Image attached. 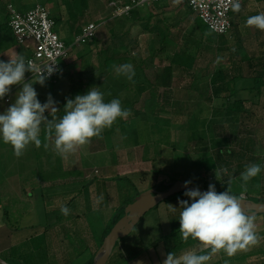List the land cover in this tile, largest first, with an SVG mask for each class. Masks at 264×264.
Instances as JSON below:
<instances>
[{
  "label": "crops",
  "instance_id": "crops-1",
  "mask_svg": "<svg viewBox=\"0 0 264 264\" xmlns=\"http://www.w3.org/2000/svg\"><path fill=\"white\" fill-rule=\"evenodd\" d=\"M89 1L87 2L88 5ZM118 1H122L121 4L126 6L132 0H109L106 7L109 9L114 2ZM36 4L39 3H33V1L29 3V0H0V59L7 61L9 58H16L18 54L27 59L31 55V52L18 45L11 33L8 25V8L12 6L20 12H27L35 8ZM68 7L65 3V10H62V13L60 10L57 17L52 15L53 18L56 17V19L64 21L67 12H69ZM148 7L145 10H141V8L138 10L140 18L136 23H143L142 34L134 36L133 41L129 40V43L131 45L133 43V49H136L141 44L142 39L148 40L151 36L158 37L159 52L157 50L153 54L155 57L159 54V57L163 56L161 58L166 59L164 65L155 68V75L160 68L169 66L173 56L179 52L178 50H175L174 53L170 52L169 49L172 46L176 47L180 41H188L186 37L193 38L192 32L190 35L186 30L191 28L192 25H195L198 30L199 28L197 17L191 14L187 0H159V2L152 3ZM148 9L150 11L141 16L142 12ZM112 13L113 16L107 20L97 19L93 22L90 21V23L97 24L100 31L111 20L123 16L124 18L129 17L125 14L116 15L115 10ZM259 13H264V0H246L241 4L239 12L232 11V28L227 34L218 36L208 32V34H212V40L217 43L216 47L221 48V54L219 53L218 57H221L219 60L223 59V63L219 64L218 57L214 58V62H217L215 67L211 69L207 67L204 71L203 76L209 77L210 81L208 86L206 84V103L210 104L209 106L212 105V107L206 113L205 111L199 112L198 116L205 113L209 122L222 119L229 124L241 123L237 138H232L229 129L224 128V130L226 129L224 139L225 137L226 139L222 142L223 147L216 146L215 158L218 161L215 158H210L217 164L216 169L231 170V163L237 164L238 171L232 174L233 178L240 177V173L245 171L248 165H264V156L260 158L248 156V153L251 154L255 149L259 150L264 145V30L246 24L248 17ZM153 20L157 21L158 26H151ZM147 22L149 23L148 27ZM182 26H185V28ZM186 26L188 27L186 28ZM106 32L105 36H99L98 32L96 37L95 47H100L97 50L100 67H84V69L80 67L71 73L78 72L85 78V82L81 81L83 89L82 92H79L80 94L96 85V87H99L98 90L105 94L104 99L106 102L118 98L121 101V106L125 105L128 109L133 108V105H136L145 94L149 95L146 99L150 98L149 89L155 76L153 75L154 77L151 78L147 75V66H144L143 63L142 65L133 66V68L141 69V72L145 75L143 78L147 80H142L140 85L144 91L136 94L135 89L139 87L134 86L128 79L124 83L122 78H126V76L118 72L119 67L111 65L107 70L102 64L103 55L107 48L104 47V43L110 39L113 40L111 33L108 30ZM205 34H203L204 37L210 36ZM162 36H167L166 43H163L164 38ZM76 37L74 35L73 42L69 38L71 42L69 46L74 48ZM62 40L65 43L67 42L64 38ZM113 42V44H116L115 40ZM189 43L191 45H189V50L186 49V51L190 53L195 61L191 73L182 74L175 71L171 86L160 88L164 91V95L162 97L155 96V102L163 104L160 101L165 97L164 104L171 105L173 103L171 98L174 100L183 89L182 85H179L180 81L177 83V80L188 77L190 80L198 79V72H201L196 67L198 56L196 57L194 51L192 52V46L196 43L191 38ZM115 46L118 49L122 48V44ZM130 52L131 48H128L126 55L129 56ZM136 52L140 53V50L133 51L131 54L134 55ZM145 53L142 52V56L145 57ZM209 63L212 64L213 61ZM206 78L204 77V79ZM58 81L59 79L56 82L51 81V83L55 85ZM70 83L69 76L68 85ZM17 86H11L10 97ZM64 88L68 89V87ZM189 88H191V85ZM210 91L212 92L211 96ZM52 97L57 102L55 107L58 110L53 115L58 119L64 115L67 100L73 99L74 96L70 92L69 96H64L67 100L64 101L62 106H60L61 101L58 102L59 98L56 93L53 92ZM38 99L43 103L47 98L38 95ZM3 101L10 104L12 99L10 98L9 102L5 100L1 102ZM170 101L171 103H169ZM213 103L217 105V108L213 106ZM176 110L177 112L173 111V113L183 114L181 109L177 108ZM219 111H222L223 118L219 116L222 115L218 113ZM159 112L160 110L155 108L153 114L158 116ZM45 115L47 116L48 113L46 112ZM202 119L203 117H193L191 120L202 121ZM118 120L119 118L116 121ZM248 122H251V124H248ZM114 127L113 124L109 131L105 132L106 134L102 133L105 134L104 138H102V134L100 137H93L89 143L78 147L64 157L55 151L54 133L48 135L43 130V126L41 146L36 147L34 144H29L19 158L14 155L11 145L0 141V264H94L95 258L106 236L111 231L113 221L119 214L120 208L127 205L126 203L130 198L135 196L134 193L139 190L133 186L130 176L138 175L145 180V185L140 187L143 190L148 186V179L151 180L157 173H160V179L163 174L160 172L161 170L156 171L155 168L153 169L152 165H155L156 159L150 158L147 155L149 152L144 153L146 157L144 155L135 156L132 154L133 152L129 153L131 148L142 145L139 140L140 133H137V131H132L133 142L131 144L133 145H127L122 149H119L116 145L113 147V141L110 139L114 140ZM204 127L207 128V126ZM127 132L129 134L131 131ZM214 132L215 129H211V136ZM250 137H253L254 141L252 139L247 141V138ZM101 138L105 140V143L107 140L111 143L108 146L104 145V140L102 141ZM196 138L195 135L194 139ZM159 144L162 145L163 143L160 142ZM236 144L238 145V151L235 150ZM148 147L150 148V146ZM104 150L110 153L109 162L104 164L103 169H100V164H95L92 157L96 154H102ZM219 152L223 155L221 156ZM230 154L232 155L230 156ZM151 161L153 164H151ZM95 170H98V175L94 174ZM123 171H126L125 174ZM262 172L263 170L256 177L261 178ZM103 173L106 177L102 175ZM153 183L152 178L150 185L152 186ZM242 183L239 182V184ZM243 185L248 186L244 183ZM126 187H130L131 190L130 192L126 190L125 199H120L119 191L126 189ZM101 195L103 200L98 203L97 201ZM244 196L248 199L252 197L247 192H244ZM259 202H264V197ZM62 207L70 209L67 216L62 214ZM162 207L163 210H159V214L163 218L159 226V236L157 235L151 239L149 231L137 232V237L131 240L128 236L118 242L107 264H121L125 260L127 263L129 260L130 264L131 262L132 264H164L169 253H173L179 258L188 251L197 254H207L209 252V248L198 239L189 237L185 240L182 237L179 232L180 210L177 209L175 214H171L168 212L169 204ZM254 225L257 236L254 244L237 250L232 256H228L223 250L217 251L211 255L208 264H264V218L255 217Z\"/></svg>",
  "mask_w": 264,
  "mask_h": 264
},
{
  "label": "rangeland",
  "instance_id": "rangeland-1",
  "mask_svg": "<svg viewBox=\"0 0 264 264\" xmlns=\"http://www.w3.org/2000/svg\"><path fill=\"white\" fill-rule=\"evenodd\" d=\"M9 1V0H7ZM33 1V3H39L38 5H43L47 7L53 16H59L60 10L62 13V10H65L64 5L67 2V0H29ZM109 0H90L89 5H88V10L91 13L92 16V22L94 20H107L111 16H113L112 11L115 9L113 7H110L109 9L106 7L108 5ZM123 3L122 1L114 2L111 6L115 5H121ZM37 6V4H36ZM35 6V7H36ZM149 8L144 7L141 10H145ZM150 11L148 9L147 11L142 12L141 16H144L146 12ZM75 12V11H74ZM70 15L69 12H67V15L65 16L66 19L64 21L59 20L56 31L58 35L63 39L68 38V31L66 30V27L70 29ZM185 15V14H183ZM55 17V18H56ZM113 21V20H111ZM199 22V21H198ZM109 22L106 23V25ZM156 20H153L151 23V26H158ZM133 24V22L130 24V26ZM135 24V23H134ZM142 24L141 22L136 23V25L131 26V31L129 32V37H125L124 39L121 40H115L116 44L115 45H120L128 43L129 47L131 48L130 55L126 59L119 60L116 63H114L112 66L114 67H120L121 65L125 64H131L132 66H138V65H143L147 66L148 70V76L153 78L154 76V70L156 67L160 65H164V58L159 57L160 55L157 54L156 57L154 56L153 52L158 50L160 45L159 40L157 36H151L148 40H141V44L136 49L134 48V44L132 45L129 43L130 41H133V37L137 35L142 34ZM185 28V26H182ZM188 26H186L187 28ZM104 28H101L100 31L98 29L97 34L99 32V36H105L107 33ZM184 31V30H183ZM188 34L191 35L192 32V37H186V38H191L192 40H195L196 44H193V50L192 52L196 54L197 63L196 67L197 69L201 70V72H198V79L195 80H190V78H185L183 80H177L176 82L179 83V85H182V90L180 93L177 94L176 98L174 100L171 98L173 103L171 101V105L167 104L165 105V97L163 98L161 103L159 104L155 102V98H152L150 96L149 99H146V97H149V95H144L142 96L138 103L136 105H133V108H127L129 110V115L126 118H119L118 121L114 123V140L111 138L110 140L113 141L112 144L113 147L116 145L118 146L119 149L124 148L127 145H133L131 144L133 135L132 131H137V133H140L139 140L142 145H139V147H133L129 150V153L135 156H145L147 155L150 158H154L155 160V165H152L153 169L156 171H160L163 174L161 175V178L159 179V184L158 188L160 187L161 184H166L168 183H175V182H185L186 180H191L192 184L191 186L199 187V188H205L206 186L204 185L205 182L207 183L208 181H211L212 179L216 180V178L219 179L217 183H213L214 185H218L220 187H226L225 190L227 191H232V193H235L237 196H239L242 191L247 192L250 196H252V199L255 200L256 202L261 201V199L264 197V170L262 172L261 178L254 177L252 178L247 185L244 186L242 181L240 180V177H232V174L237 170L238 165L231 163V170L227 169V173H224L222 169H216L214 170L210 176L205 180L203 178V175H205V172L200 173L198 168H200V162L203 160H207L210 158H215L216 156V146H222L224 139V134L226 133V129H229L230 133L232 134V138H237L238 133L240 131L241 123L237 124H229L226 123V121L220 119L219 121H211L207 120V116L205 115L206 111L212 107L209 106L210 104L206 103L207 99V90H206V84L210 83L209 77L206 78V75L203 76L204 71L207 67L210 69L215 67L217 62H214V58H217L221 52V48H217L216 45L217 43L212 40V34H208L210 36L204 37L202 32L196 28L195 25H192L191 28L187 29ZM205 34V35H207ZM195 38V39H194ZM71 39V42L74 41V36ZM182 40V39H181ZM114 41V40H113ZM111 41H105L104 47H109L111 46L114 47L113 44L114 42ZM96 44V43H95ZM88 46L85 44H82L80 46H74V48L71 50V53L69 54L68 58L66 61L61 65V74L60 77L58 78L59 81L55 84L51 83L50 80H46L45 84L42 86L39 83H37L38 79L37 77H34L29 83L33 84V87L36 89L38 95L44 96L45 98L48 97V94L50 93L51 95L56 93V96L59 98L58 102H60V106L63 105L64 101L67 100V98H64V96H69V92L71 90L72 82L68 85V79L69 76L71 75V72L73 70H78L80 67L88 68V67H95L98 68L100 67V58L98 56L97 50L100 47H95L96 45ZM106 45V46H105ZM173 45V44H172ZM189 45H191L188 41H180L178 42V45L176 47H173L169 49L170 52H175V50L178 51H184L187 52L186 49L189 50ZM139 51L136 52L134 55L131 54L133 51ZM83 51V52H82ZM142 52L145 53V57L142 56ZM139 53V54H138ZM220 53V54H219ZM192 54V53H191ZM190 55V53H189ZM84 58V60L82 59ZM221 57L217 58V61H219V64L223 63V59L219 60ZM144 61V62H143ZM213 63H209L212 62ZM211 64V65H210ZM98 74V73H97ZM75 78L81 77V81L85 82V78H83L82 74H79L76 77V73L73 74ZM95 75V74H94ZM86 77V76H85ZM204 77L206 79H204ZM124 83L126 82L127 78H122ZM79 81V80H78ZM191 85V88H189ZM17 86V85H16ZM96 86V85H95ZM21 85H18L12 93V96L10 97L12 99V102H14L15 99V93L20 89ZM64 87H68L64 88ZM163 90H159L156 92L155 96H163L164 93ZM211 91H210V96H211ZM171 96V95H170ZM56 97V98H57ZM154 97V96H153ZM130 99V97H128ZM152 98V99H151ZM126 99V100H129ZM151 99V100H150ZM10 103V104H11ZM126 103V102H125ZM167 103V102H166ZM10 104L5 103L4 101H0V111H3L5 108H7ZM213 106L217 108V105L213 103ZM164 107V108H163ZM157 108L160 110V114L158 116L153 114L154 109ZM163 108V110H162ZM177 108L182 110L183 114H175L177 112ZM124 109V108H123ZM173 111L175 113H173ZM179 111V110H178ZM204 112V115L198 116L199 112ZM163 112V113H162ZM219 114H222V111L218 112ZM223 118V114L219 115ZM195 117L202 118V121H192L191 119ZM248 124H251V122H248ZM198 126V130H195V135L197 136L196 139L193 137L195 136L194 133L192 132L193 129H195ZM203 127V129L201 127ZM204 126H207L204 130ZM110 128L105 129L102 133L108 132ZM209 132H208V130ZM211 129H215L214 134L211 136ZM151 130V131H150ZM127 131H131L129 134ZM204 131V133H203ZM206 131V132H205ZM122 132V133H121ZM126 132V133H123ZM252 132V131H249ZM253 133V132H252ZM106 134V133H105ZM105 134H102V138H104ZM207 136V139H206ZM226 136V135H225ZM101 138V139H102ZM228 138V137H227ZM249 139H252L254 141L253 137L247 138V141ZM104 139H102L103 141ZM151 142V143H150ZM163 143L160 145L159 143ZM111 142L108 140L105 143V140L103 141L104 145H109ZM151 144V145H150ZM156 144V145H155ZM150 146V148L147 146ZM156 147H155V146ZM223 147V146H222ZM148 149V151H147ZM236 151H238V145L236 144ZM221 156L223 153L220 154ZM225 155V152H224ZM110 156V153H108L106 150L102 154H96L94 155L93 161L95 164H100L99 167L100 169H103L104 164L109 162L108 158ZM248 156H256L257 158L264 156V145L262 148H259V150L255 149L254 152L251 154L248 153ZM228 159V158H227ZM216 161H218L215 158ZM234 160V159H233ZM248 162V161H247ZM151 164L152 161H151ZM139 169V168H138ZM96 172L94 173L95 175H98L97 173L98 170H95ZM104 171V170H103ZM198 171V172H197ZM124 174L126 171H123ZM216 172V173H215ZM200 174V177L198 175ZM217 174V177H216ZM104 176V173L102 174ZM106 177V175L104 176ZM153 178V177H152ZM148 179V186L144 188L143 190L140 188L145 185V180L136 175V176H130V180L133 183V186L135 189H139L138 192L136 191L134 193L135 196L130 198V200L126 203L129 204L133 202V200L141 193L151 189L150 183L152 181ZM129 181V184L131 183ZM242 183V184H239ZM155 184V183H154ZM150 185V186H149ZM149 187V188H148ZM155 188V187H154ZM246 189V191H245ZM126 190L130 192L131 188H127L119 191V198L120 199H125L126 195ZM216 191H221L218 188H216ZM263 194V195H262ZM183 196L182 199L179 200H187L188 198L185 197L183 194L179 195ZM178 200V201H179ZM176 201L177 203H162L159 205L157 208L152 210L150 213L146 215V217L138 224L137 228L133 231L131 236H129V239H134L137 237V232H147L149 231V234L151 236V239L156 237L157 235L159 236V226L160 223L162 222L163 218L159 214V210H163V205H168L171 204L174 207L179 208V202ZM124 206V205H123ZM180 210V209H178ZM259 217L264 218V215H261ZM126 239V240H129ZM140 257V256H139ZM121 264H130L129 260L128 263L126 260L122 262ZM132 264V262H131Z\"/></svg>",
  "mask_w": 264,
  "mask_h": 264
},
{
  "label": "clouds",
  "instance_id": "clouds-1",
  "mask_svg": "<svg viewBox=\"0 0 264 264\" xmlns=\"http://www.w3.org/2000/svg\"><path fill=\"white\" fill-rule=\"evenodd\" d=\"M240 8L241 5L236 0L232 4V10L239 12ZM246 24L264 30V13L248 17ZM54 65L49 64L42 69L37 83L42 86L45 84L57 71ZM117 70L129 81L135 75L131 64L121 65ZM26 72H32L31 62H26L23 55L18 54L16 58H9L7 61L0 59V101L11 92V86L21 85L15 93L14 102L0 111V141L11 145L18 158L29 144L41 146L42 126L48 135L54 133L55 151L64 157L89 143L91 138L100 137L118 118L129 115V110L122 108L120 99L114 98L106 102L105 94L98 90L99 87L93 86L85 93L68 99L64 115L57 119L53 115L58 112L55 107L57 102L49 93L42 103L33 84L25 81ZM262 170L264 165H248L240 173V180L247 184ZM222 171L227 173V169ZM190 184L192 181L186 180L183 185V195L188 199L179 200V208L169 204L168 212L175 214L180 209L179 232L182 237L185 240L189 237L198 239L209 248V252L197 254L188 251L179 258L169 253L164 264H208L211 255L217 251L223 250L228 256H232L237 250L256 242L254 217L242 207L244 192L239 197L230 194L228 190L217 192L214 184H209L208 189L202 192L199 187L189 188ZM101 200L102 195L97 202ZM61 212L67 216L70 209L62 207Z\"/></svg>",
  "mask_w": 264,
  "mask_h": 264
},
{
  "label": "built area",
  "instance_id": "built-area-1",
  "mask_svg": "<svg viewBox=\"0 0 264 264\" xmlns=\"http://www.w3.org/2000/svg\"><path fill=\"white\" fill-rule=\"evenodd\" d=\"M159 0H132L129 5H115L116 15H129L131 11L149 6ZM246 0H238L240 5ZM236 0H187L188 7L194 15L201 19L209 32L218 36L227 34L231 28L232 4ZM8 25L18 45L24 47L31 55L26 59L31 62L32 72L25 73V81L34 77L39 78L42 69L55 64L57 71L50 80L56 82L61 72V64L66 61L73 47L68 46L56 31V22L51 12L42 5H37L30 11L20 12L9 6ZM99 26L90 23L83 27L76 37L74 45L92 43L97 37ZM11 92L4 98L10 101Z\"/></svg>",
  "mask_w": 264,
  "mask_h": 264
},
{
  "label": "trees",
  "instance_id": "trees-1",
  "mask_svg": "<svg viewBox=\"0 0 264 264\" xmlns=\"http://www.w3.org/2000/svg\"><path fill=\"white\" fill-rule=\"evenodd\" d=\"M87 2H88V0H67V2H66L67 5L69 6L68 7L69 8V14H71L70 15V17H71L70 18V24H71L70 29H68L66 27V30L68 31L69 37L65 38V40L67 41L66 44L68 46L71 44V42L69 41V38L71 36H74V35H75V37L78 36L81 33L83 27L87 26L91 21V16H90L89 10L87 8V5H88ZM139 9L140 8L134 9L133 11H131L128 18L127 17L124 18V16H123L122 18L118 17V18L114 19L113 21H109L106 28H107L108 32L111 33L112 40H116V39L118 40L119 39L122 41V39L127 37V35L129 36V32L132 29L131 26H133L134 23H136L140 18V14H139L140 12L138 11ZM190 11H191V14H193V16H195L191 9H190ZM54 20L56 22V27H57L59 20H62V19L54 18ZM132 22H133V24L130 26V24ZM148 24L149 23L147 22V27H148ZM197 26L203 34H205L206 32L207 33L209 32V29L206 27V25L199 18H197ZM11 33H12V31H11ZM12 35H13V33H12ZM166 37L167 36L163 37L164 38L163 43H166ZM96 39L97 38H95L94 42H92V43L85 44V46L86 45H88V46L94 45L97 41ZM189 41H190V38H188V42ZM135 42H136V40H135ZM111 45L114 46V44H111ZM128 46H129V44L124 42V44H122V48L118 49V48H116V46L111 48V46H109L105 49V54L103 55L104 57H103L102 64L107 68V70L109 69V67L111 65H113L117 61L119 62V60L126 59L128 57L126 55ZM82 59L84 60V58H82ZM64 62H62V64ZM194 62H195L194 58H192V56L189 55L188 52H184V51L177 52L173 56V58L171 59L169 66H166L164 68H160L159 70L156 71V73L154 75L155 76L154 80L151 83V86L149 89L152 98L155 97L156 92L159 91L160 88H162V87L163 88H169L171 86V83L174 79L173 76H174L175 71L176 72L179 71L182 74L191 73ZM64 65H65V63H64ZM134 71H135V75H134L133 79L131 80V82L134 84V86L139 87V88L135 89V93L140 94V93H142V91H144L143 87L140 86L142 83V80H144V81H147V80H146V78L145 79L143 78V77H145V75L141 72V69L134 68ZM74 73H76V77L79 75L78 72H73L69 76H70V81L73 83L71 86L70 93L73 94V96L75 97V95L80 94L79 92H82L83 85L81 83V77L75 78V76L73 75ZM60 74H61V72H60ZM60 74H59V76H60ZM59 76H58V78H59ZM58 78H57V80H58ZM122 107H124V109L127 108L125 105ZM195 130H198V126L195 129H193L192 132L194 133ZM204 130H205V127H204ZM195 133H194V135H195ZM203 133H204V131H203ZM219 154H220V152H219ZM231 155L232 154H230V156ZM216 168H217V164L210 159V160L202 161L200 163V168H198V170L202 174H203V172H205L206 176L203 175V178H205V180H206L210 176V174L214 170H216ZM159 175H160V173H157L153 177V181L155 184L153 183L152 188L155 187L159 191H164L168 188V185L161 184L159 188L157 187L159 184ZM198 175L200 177L199 173H198ZM218 181H219V179L216 178V180L212 179L211 181H208L207 183L205 182V184H204L206 186L205 188L208 189L209 184L217 183ZM215 187L218 188L219 190H221L220 192L226 191L225 190L226 187H220L218 185H215ZM217 192H219V191H217ZM229 192H230V194H232L236 197H239L235 193H232L231 190ZM182 194L183 193H180V194H177L175 196L170 197L169 199H167L165 201V203H172V202L178 201L179 199H182L183 196H179ZM249 199H252V197ZM122 215H123V212L119 211V214L117 215L118 216L117 220H119L122 217ZM112 227H113V225H112Z\"/></svg>",
  "mask_w": 264,
  "mask_h": 264
},
{
  "label": "water",
  "instance_id": "water-1",
  "mask_svg": "<svg viewBox=\"0 0 264 264\" xmlns=\"http://www.w3.org/2000/svg\"><path fill=\"white\" fill-rule=\"evenodd\" d=\"M166 185H168L166 190L159 191L157 188H151L139 194L130 204L120 208V212H123V215L119 220H117L118 216L114 219L113 227L106 236L94 264H107L118 242L130 236L148 213L170 197L185 191L183 182L166 183ZM194 187L189 185V188ZM199 189L202 192L207 190L206 188ZM242 207L247 213L252 214L254 218L264 215V202H255L245 197Z\"/></svg>",
  "mask_w": 264,
  "mask_h": 264
}]
</instances>
